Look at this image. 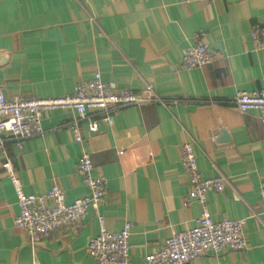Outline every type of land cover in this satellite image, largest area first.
<instances>
[{
  "label": "crops",
  "instance_id": "crops-1",
  "mask_svg": "<svg viewBox=\"0 0 264 264\" xmlns=\"http://www.w3.org/2000/svg\"><path fill=\"white\" fill-rule=\"evenodd\" d=\"M256 27L264 28V0H0V87L8 99L66 95L96 72L113 91L141 94L151 86L158 98L112 110V122H100L94 135L75 111L54 110L21 149L3 139L0 264H98L89 241L101 226L117 233L125 223L129 264H146V255L193 229L201 214L185 201L184 144L194 147L202 179H224L222 193H207L212 219L245 220L247 242L243 251L205 253L186 264H264V124L235 105L237 93L264 90V47L250 36ZM200 32L211 61L185 69L182 57ZM82 151L92 175L106 180L105 197L78 227L31 246L15 226L19 210L3 164L25 194L58 185L72 203L87 193L77 170Z\"/></svg>",
  "mask_w": 264,
  "mask_h": 264
},
{
  "label": "built area",
  "instance_id": "built-area-1",
  "mask_svg": "<svg viewBox=\"0 0 264 264\" xmlns=\"http://www.w3.org/2000/svg\"><path fill=\"white\" fill-rule=\"evenodd\" d=\"M204 36L203 32L196 35L198 41L185 51L181 60L183 68L191 70L210 63L212 56ZM250 36L256 46L264 47V28H254ZM157 100L151 86H147L141 94L129 90L113 91L98 72L91 79L77 84L71 93L57 97L8 99L0 87V148L3 139H10L16 148L21 149L24 140L41 131L42 117L54 110L75 111L78 120L87 122L88 133L94 135L99 131L100 122H112L113 116L108 114L112 110L138 107ZM235 105L243 114L255 111L264 124V90L237 93ZM100 113L105 116L97 118ZM71 129L75 142L81 144L83 139L76 125ZM180 165L189 185L185 201L196 202L201 207L200 217L193 229L173 235L157 251L146 255V264H186L205 253L218 255L223 249L245 250V220H213L207 207V193H222L224 179L201 178L191 144L182 145ZM3 168L12 185L19 210L15 226L27 235L31 246L39 244L51 233L78 227L87 209L96 210L107 192L106 180L92 175V161L85 151L77 159V170L87 193L72 203H66L65 193L58 185H53L44 195L25 194L10 163H4ZM258 192L264 199V183ZM130 231V223H125L117 233L101 226L97 236L88 243V254L98 264H129Z\"/></svg>",
  "mask_w": 264,
  "mask_h": 264
}]
</instances>
